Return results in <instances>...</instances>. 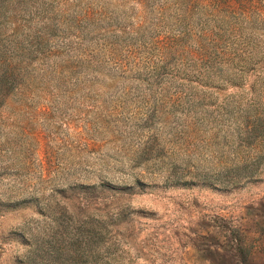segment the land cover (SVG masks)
Returning <instances> with one entry per match:
<instances>
[{
  "label": "rangeland",
  "instance_id": "1",
  "mask_svg": "<svg viewBox=\"0 0 264 264\" xmlns=\"http://www.w3.org/2000/svg\"><path fill=\"white\" fill-rule=\"evenodd\" d=\"M26 1L0 264H264V0Z\"/></svg>",
  "mask_w": 264,
  "mask_h": 264
},
{
  "label": "trees",
  "instance_id": "2",
  "mask_svg": "<svg viewBox=\"0 0 264 264\" xmlns=\"http://www.w3.org/2000/svg\"><path fill=\"white\" fill-rule=\"evenodd\" d=\"M32 10V4L26 0H0V102L23 79L29 63L25 59L44 46L40 36L44 27H31L26 19ZM35 250L39 251L40 247Z\"/></svg>",
  "mask_w": 264,
  "mask_h": 264
}]
</instances>
